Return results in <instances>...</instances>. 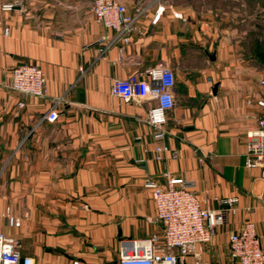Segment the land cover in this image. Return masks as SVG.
Listing matches in <instances>:
<instances>
[{"label": "crops", "instance_id": "1", "mask_svg": "<svg viewBox=\"0 0 264 264\" xmlns=\"http://www.w3.org/2000/svg\"><path fill=\"white\" fill-rule=\"evenodd\" d=\"M0 1L20 8L0 10V232L18 240L23 257L114 264L123 243L161 238L144 182L163 185L165 171L191 182L202 208L237 200L204 262L232 264L228 238L245 222L262 238L264 171L244 162L246 132L263 113L256 101L264 96V60L244 48L232 18L206 11L205 0L194 7L119 0L138 32L101 54V38L112 41L115 32L95 21L89 2ZM157 63L175 74L161 161L146 122L154 101L111 95L114 81L144 80ZM26 64L43 71L45 97L10 89L12 70ZM51 110L53 123L45 119Z\"/></svg>", "mask_w": 264, "mask_h": 264}, {"label": "built area", "instance_id": "2", "mask_svg": "<svg viewBox=\"0 0 264 264\" xmlns=\"http://www.w3.org/2000/svg\"><path fill=\"white\" fill-rule=\"evenodd\" d=\"M83 1L90 3L91 13L97 23L115 32L112 41L101 38L100 41L107 44L104 49H100L101 54L115 41L128 44L130 35L138 32L135 18L128 14L126 6L119 0ZM19 9L16 1H0L2 12ZM3 34L7 36L8 30L5 29ZM143 74L144 80L133 74L124 80L114 81L111 95L128 101H154L146 122L153 131L155 158L161 161L168 151L164 144L165 126L167 112L174 106L175 74L161 63L145 68ZM261 84H264V80ZM10 89L26 96L45 97L43 71L30 64L15 67L11 72ZM256 106L263 113L246 132L248 144L244 166L264 171V96L256 101ZM57 118L58 114L54 110L45 116L49 123L55 122ZM162 176L163 185L153 180L144 182V188L151 191L156 221L162 228L161 238L152 236L147 240L123 243L114 264H208L202 260L205 246L211 241L215 229L225 222L226 214L236 212L237 200L229 198L217 210L202 208L191 182L175 177L168 171ZM13 226L19 227V221L14 220ZM228 252L232 264H264V235L262 238L258 236L254 224L245 222L237 232L230 234ZM0 264H33V261L21 255L18 240L0 232Z\"/></svg>", "mask_w": 264, "mask_h": 264}, {"label": "rangeland", "instance_id": "3", "mask_svg": "<svg viewBox=\"0 0 264 264\" xmlns=\"http://www.w3.org/2000/svg\"><path fill=\"white\" fill-rule=\"evenodd\" d=\"M173 5L188 3L198 6L200 0H172ZM208 6L206 11L214 15L222 14L232 18L237 24L235 27L243 33L244 48L251 55H261L264 60V0H205Z\"/></svg>", "mask_w": 264, "mask_h": 264}, {"label": "water", "instance_id": "4", "mask_svg": "<svg viewBox=\"0 0 264 264\" xmlns=\"http://www.w3.org/2000/svg\"><path fill=\"white\" fill-rule=\"evenodd\" d=\"M207 56L210 58V59H214V56L213 55H210L206 52Z\"/></svg>", "mask_w": 264, "mask_h": 264}, {"label": "trees", "instance_id": "5", "mask_svg": "<svg viewBox=\"0 0 264 264\" xmlns=\"http://www.w3.org/2000/svg\"><path fill=\"white\" fill-rule=\"evenodd\" d=\"M255 57H256L257 59H260L261 55L256 54Z\"/></svg>", "mask_w": 264, "mask_h": 264}]
</instances>
